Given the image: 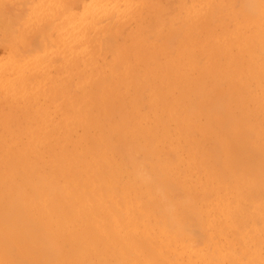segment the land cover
<instances>
[{"label":"bare ground","instance_id":"1","mask_svg":"<svg viewBox=\"0 0 264 264\" xmlns=\"http://www.w3.org/2000/svg\"><path fill=\"white\" fill-rule=\"evenodd\" d=\"M37 1L39 3L31 6L28 13L25 12L27 14L23 11L19 14L13 13L11 8L18 1L13 2L10 9L7 0H0V27L5 30H14L15 27V33L11 31L22 43H17L23 48L21 50L33 45L30 43L37 35H46L44 38L48 36L49 39V32L53 34V31L47 24L49 18L44 21L43 16L47 12L56 14L70 5L66 3L68 6H65L61 2L64 8L59 9L50 0ZM136 1L113 0L111 7L93 2L80 15L70 14V8L65 10L67 17L59 29H54L57 31L54 32L56 38L50 41L60 46L63 41L59 42L62 36L58 30L65 31L70 24L76 28L69 33V41L61 44L64 47L60 48L63 51L59 54L67 57L63 59L67 72L63 77L61 74L52 76L53 65L48 63L44 66L45 77L39 79L37 71L44 62L43 57H37L30 64H19L10 57L8 64H12L14 73L11 75L15 77L6 79L5 84L0 79V97L6 99L11 96L15 100V107L19 108L15 116L23 123L25 117H29L30 128L26 140L22 139L7 149L0 145V153L3 154L0 157V170H4L6 175L0 180V264H264L261 254L264 246V0H228L226 7L231 16L228 21L217 14V5L213 6V0H191L187 11L179 10L166 24L165 33L141 32L146 22L142 19L136 33L143 43L152 47L154 53H166L173 35L179 31L183 34L176 48L175 59L167 62L165 71L160 75L153 79L146 77V80L140 77L138 61L132 60L129 52L125 49L120 51L113 43V36H117L124 21L138 9ZM23 2L21 4L24 5ZM149 2L151 0L146 4L148 9ZM7 8L13 12L6 13ZM142 15L140 13V18ZM96 17L108 21L103 29L109 38L106 37V40L103 37L105 41H96L102 32L95 29L100 21L95 22ZM13 18L15 26L11 27ZM53 18L55 22L56 15ZM175 20L177 25L172 24ZM133 22L136 23V20ZM215 26L221 27V33L215 32ZM4 29L0 32L9 42L11 31ZM199 32H205L207 39L201 46L197 41ZM11 40H14V36ZM42 42L49 45V41ZM35 45L28 47V50L32 47L35 50ZM78 45L82 46L81 49ZM102 50L111 54V59L114 58V63L109 65L110 72L96 65L95 57ZM80 55L85 58V65L83 68L77 67L73 74L72 69L77 65L74 60ZM75 75L78 78L76 82L73 81ZM209 78L215 84L211 90L213 101L219 98L216 95L225 96L234 106L232 109L245 111L250 120L259 125L255 133L252 130V137L247 130L232 132L228 145L229 169L235 176L236 184L230 189L231 194L211 199L212 190L204 183V176L199 177L204 182L198 186L192 181L193 167H190L188 177L181 176L164 157V160H157L159 164L154 167L147 166L141 175L132 172L128 182L125 181V188L119 189V183L126 179L128 173L125 171V177V167L113 160L111 153L102 149L107 138L97 132L102 97L106 98L107 108H114L120 102L129 103L130 106L133 98L140 96L151 81L160 83V87L165 86L171 97L170 88L176 91L177 108L182 111L189 104L193 92L204 87ZM31 84H34L32 89ZM65 92L67 94H63ZM61 97L66 101V106L62 107L60 117L56 118L50 108L43 107L41 103L52 104L55 111ZM166 97L161 90L155 93L153 111L141 114L142 128L138 129L140 124L137 122L138 131L133 136V146L137 147L138 141H143L148 144L147 152L152 153L151 156L162 153L161 149L168 145L172 146V150L181 148L191 133L178 121L174 135L171 134L172 119L171 113L165 111ZM202 103L210 107L214 102L211 105ZM68 105H79L75 115L67 112ZM14 122V119L6 118L2 132L9 133L15 139L21 134L17 128H13ZM231 125L232 130L238 126L237 123ZM161 139L164 145H161ZM202 143L200 150L207 141ZM198 171L204 173L205 169ZM140 183L145 185V189ZM178 186L185 187L192 212L179 207L177 213H162L158 209L161 206L155 203L157 195H164ZM167 204L170 208L174 207ZM186 227L210 245V251L195 249L196 245L190 242L194 236L187 239ZM195 239V242L200 241L199 238ZM179 243L185 245L182 248L184 251L176 248ZM236 243L239 244L238 250L234 248Z\"/></svg>","mask_w":264,"mask_h":264},{"label":"rangeland","instance_id":"2","mask_svg":"<svg viewBox=\"0 0 264 264\" xmlns=\"http://www.w3.org/2000/svg\"><path fill=\"white\" fill-rule=\"evenodd\" d=\"M16 1H18L19 4ZM21 1L22 0H7L6 4H7V6L10 4L8 6L10 8L14 4L13 2L17 3L11 7L14 10V12L12 10H10V11H12L13 13L16 12V13L22 14L21 13L22 11H23V13H25L26 11L28 13L31 6L33 7L34 5L39 3L37 0H34V1L33 0L32 1L23 0L24 1L23 3L25 5L24 6L23 4H21ZM112 1L111 0H105V1H103V0H89V1L79 0V2H80V4H79L78 0H68V1H66V0H63V1L62 0H50V2L53 5L56 4L57 6H59V9L60 8L63 9L64 4H65V6L67 4L68 5L70 4L69 7H67V8L65 7V10L68 11L71 9L69 12H70V14L74 13V15L75 14L80 15L85 10L87 11V8L93 2H100V4H104L108 7H111ZM121 1H123V0H121ZM148 1L149 0H137L136 1L137 5H138L137 6L138 9L132 14V17H130L124 21L125 27L124 26H123L124 28L122 27V29L119 31L117 36H113L115 41L112 38L113 43L115 44L116 47H118V49L120 51H122V49H125L127 52L130 53V57L132 60L138 61L139 65L137 66V68L139 70H141L140 71V77L143 80H146V77H148L149 79H153L157 74L160 75V73L165 71V68L167 66V62L175 59L176 48H177L178 42L180 41L183 34H182V31H179L173 35V38L170 41L172 44L171 43L169 44L166 53H157V52L154 53V51L151 49L152 47H149L145 43H143L141 38L136 33V31L139 29V24H140L141 20L143 19L144 22L146 21L144 23L145 27H141V30H140L141 32H143V33L146 32V33H151V34L165 33L167 31L166 24L174 18L175 13L176 12L178 13L179 10L187 11L190 7V2H191V0H151V2H149V9H148V7L146 6ZM213 1H214L213 6L217 5V14H220L227 21L230 20L229 18L231 16L228 15V8L226 7L228 0H213ZM61 2L63 5L61 4ZM76 3H78V6L76 5ZM60 5H62V7ZM23 7H26V8H23ZM9 8H7L6 13L11 14V12L9 11ZM79 9H81V10H79ZM65 10L63 9V11H61V10L58 11L57 12L58 14L57 13L55 14L54 12H47V14L43 16L44 17L43 20L44 19L48 20V18H49V20L47 21L48 22L47 24L49 25L50 28H52L53 34H51L49 32L50 38L51 37L52 38L48 39V36H47V38H44L46 35H44V37H43V35L40 37H39V35L35 36L34 37L35 40H33V42L30 43L33 45L36 44L34 46L35 50L33 47L30 48V50L33 49L34 51L28 50V47L33 46L30 44H27V45H30V46L26 47L27 50H25V49L21 50L23 48H20V46H18L19 44H17V43H21V42H18V40L16 39V36L13 34V33H15V31H14L15 27H14V30L10 27H9L10 29L8 28L9 30H5L3 27H0V29H1L0 31H2L3 29H4V31H11V30L14 31V32L11 31V34H9L10 36H8V38L10 37L9 42H8V39L4 38V34L2 32H0V44H1L0 45V79L2 80L3 84H5L6 79H11V78L15 77V75H11L12 73H14V69H12L13 68L12 64H8L10 62V57H12L14 59V61L15 60L18 61L19 64H21L22 62L30 64L32 62V60H35L37 57H43L44 62H41L40 67L38 68L40 70L37 71V74H38L37 77H39V79H43L45 77L44 66L48 63L53 65V67L51 68V73L53 74L52 76H59V74H61L63 77L67 74V72L65 71V69L63 67V62H64V60L67 59V57L64 58V56L62 54H59V53L61 51H63L60 48L64 47V46H61V44L65 45L66 42L69 41V33H72L76 28L74 29L72 24H70L69 26H66L65 31L64 30L61 31V29H60V31L58 30L60 37L62 36L61 38H59V42L63 41L60 43V46L58 43H51L50 42L52 39L56 38L55 36H56L57 31H55V30L60 28L61 23H63V21L65 20V17H67V13ZM18 11H20V12H18ZM13 13H12V16L13 15L15 16V14H13ZM27 13H25V14H27ZM65 13H66V15H65ZM140 13L143 14L141 18H140ZM55 15H56V19H55L56 21L54 22L53 17H55ZM59 17H61V19ZM50 18L51 19L53 18V19L51 20ZM14 19L15 18H13V20L11 22V24H12L11 27L15 26L14 25L15 24ZM105 20L102 17H96V19H95V22L99 21L98 24L96 23L95 29L96 30H99V29L102 30V32H101L102 34L100 33L101 37L99 36L100 34L98 35V39L96 38L97 36L95 37L96 41H98V40L105 41V38L106 37L108 38V36H105V34L107 32L105 33V31H103V29L105 27H107V22H108L107 20L106 21ZM135 20H136V23L133 22ZM102 21H103V23H102ZM50 22H53V23H50ZM40 23H42V22H40ZM172 24L177 25L176 20L173 21ZM128 25H130V26L128 27ZM56 26H58V27H56ZM126 26L128 27V29L123 30V29L127 28ZM69 29H70V31H69ZM214 29H215L216 33H221V27L220 26H215ZM121 31L124 33H122ZM54 32H56L55 36H54ZM67 33H68V35H67ZM64 35H66V37H64ZM107 35H108V33H107ZM13 36H14L15 41L11 40V38H13ZM103 37H105V38L103 39ZM1 38H3V41ZM36 38H38V42H37ZM107 38H106V40H107ZM4 40L5 41L7 40V42H5ZM43 40L49 41L50 43L48 42V44L51 45L52 47L49 45H44L42 42ZM96 41L92 42L94 44V46L96 44ZM197 41H198L200 46L205 44V42L207 41L205 32H199L197 34ZM34 42H36V43H34ZM14 43H15V45H14ZM93 44H91V45H93ZM105 44H106L105 46L108 45V43H106V42H105ZM87 45L89 46V44H87ZM82 46H85V44H83ZM11 47H13V49H11ZM77 47L81 49L80 45H78ZM19 48L21 51H24V52H21L19 50ZM54 48L57 50H55ZM80 49H77V51H80ZM39 53H40V55H39ZM56 53H57V55H56ZM60 56H62V58H60ZM23 57H25V58H23ZM96 58H98V59H96ZM111 58H112V55L111 54L109 55V53H107L105 50H102V52L99 51V55L98 56L96 55V57H95L96 65L99 64L98 66H100V68L106 69L107 72H110L109 65L111 63H114V58L113 59H111ZM68 60H70V57H68ZM159 60H160V62H159ZM165 60H167V61H165ZM55 61L56 62L60 61V62L56 63ZM80 61H81V63H80ZM199 61L201 63L203 62L202 60H199ZM74 62L77 65H75L74 69H72L71 73H73V74L76 73L77 67H80V68L84 67L85 58L84 57L82 58V56L78 57V59L74 60ZM79 64H81L82 66L81 65L79 66ZM86 68H87V66H85L84 69H86ZM53 71H55V73ZM42 73H44V74H42ZM74 77H73V81L76 82L78 78L76 75ZM205 84L206 85L204 87L201 86L200 88L196 89L193 92V94L191 95L192 97H191V100L189 101V104L185 108H183L182 111H180L177 108V103H176L177 92L176 91L174 92V90L170 88V91L172 93V97H171L169 90H167V88L165 86L160 87V83L155 84L153 82L151 83V81H150V83H148L145 86L146 88L144 89V92L141 93L142 96L140 94V96L142 98L139 95L135 96V98H133V102H132L133 104L130 103V106H128L129 103L123 104L120 102V103H117L116 107H114V108H107L106 98L102 97V106H100V108H99L100 109V116H99V120L97 119L98 126H99V128H97V132L103 134L104 136H107L106 142H104L105 146H102V149L109 154L111 153V155L113 156L112 159L119 162L123 166V168L125 167L123 170L125 177H126L125 171H126V174L128 173L126 179L123 178L124 180L119 183V185H120L119 189L125 188V186H126L125 184L128 182L129 175H131L132 172L138 173V175L139 174L141 175L147 166L154 167L155 165L159 164V162H157V160H159L161 158L163 159V157H164L165 159H168V161H166V162L170 163L177 170V174L180 173L181 176L182 175L187 176L189 174V172L191 171L190 167H193L194 171H192L193 172L192 181L196 182V184L198 186H200L201 182H204V180H205L204 183H206L210 187V189L212 190L211 199H217L218 196H225V195H226V197H228L227 194H229V195L231 194L229 191L236 184L234 182L235 176H234L233 172L231 171V169H229V167H230V161H229L230 148L228 147V145H229L230 139L233 136L232 132L236 131V130H239V131L247 130L249 132V136L252 137V130L255 133L259 129V125H255L256 121L250 120L249 115L245 111L240 110V109H238V110L232 109L234 106H232V103L230 102V100L226 99L225 96L216 95L219 98L216 101H213V94H211V92L213 91L215 84H214L212 78H209ZM33 86H34V84H31L30 88L32 89ZM160 90L167 96L166 97V104H165V111L171 113L170 114V117L172 119V122H171L172 124H170V126L172 128L171 134L174 135L175 127L177 124H179L178 121H181V124L184 125L185 130H187L188 133H190V132L191 133L187 135V138H186L185 142L182 143L181 148H179V149L177 148V150H172V146L168 145L167 147H164L161 149V150H163L162 153L151 156L152 153L150 154L147 152L148 144H145L143 141L140 140V141H138V146L134 147L132 140H134L133 136H134L135 132L138 131L139 127L142 128L143 120L141 118V114L142 113L150 114L153 111V109L155 107L154 95L156 92H158ZM173 92H174V94H173ZM63 94H67V92H65ZM147 100H148V102H147ZM65 102L66 101L64 100V98L61 97L58 100L57 105L55 104L56 107L58 108V110H55V111L53 110V108L55 109V107L52 106V104L46 103L44 101H42L41 104L43 107H49L50 111H52V113H53V116L56 118H59L61 115V112H62L61 111L62 107L66 106ZM202 102L209 103V104L211 102L212 103L214 102L216 104L213 103V105L209 107V105L205 106ZM78 107H79V105H77V106H74V105L69 106L68 105V111L67 112H69L70 114L74 113V115H75L76 114L75 111L78 109ZM17 108L18 107H15V100H12L11 96L6 98V99H4V98L2 99L0 97V145H4L6 149L10 148L11 145L13 147V145H16L22 139L26 140L27 133H28L29 128H30V125L28 124L29 117H25V121L23 123L19 120L18 116H15V111L17 110ZM139 109H140L141 113L139 112ZM198 109H199V111H197ZM201 110H202V113H201ZM126 112H127V114H126ZM131 112H133V113H131ZM113 114H114V116H113ZM239 114H241V115H239ZM124 116L126 117V119ZM184 116H185V118H184ZM6 118L14 119L17 122V123L14 122L13 128L18 129V131L21 134V137L14 139L10 136L9 133L4 134L2 132V130H3L2 126L5 123ZM237 118H238V120H237ZM247 118H249V119H247ZM130 120H131V122H130ZM185 120L187 122H185ZM176 122H177V124H176ZM126 123L128 124L127 126H126ZM232 123L238 124V126L234 130H232V125H231ZM129 124L132 126H129ZM137 125H139V126H138V129L136 130ZM202 125H204V126H202ZM122 127H123V129H122ZM127 127H129V128H127ZM124 129H126L127 131ZM201 129H202V131H201ZM203 130L206 131L207 133L204 132ZM121 132L124 133L123 136L120 135ZM203 133H205L206 135ZM128 137H129V139H128ZM214 137H215V139H214ZM198 141H199V143H198ZM206 141H207V144L203 147L202 150H200V146L203 145L202 142H206ZM160 143H161V145H164V140L161 139ZM111 144H112V146H111ZM221 145L224 147V149ZM189 147H191V148H189ZM111 149L114 153L111 151ZM115 153H117V154H115ZM226 154H227V156H226ZM147 155H149V156H147ZM0 157H3L2 153H0ZM130 158H132V160ZM202 163H204V164H202ZM174 168H173V170H175ZM198 169H205V171H204V173H201L198 171ZM2 171H3V173H2ZM0 172H1L0 173V175H1L0 180H1L6 175H4V170L1 169ZM213 172L215 173V175H212ZM202 176H204L203 181H201L199 179V177H202ZM215 176H216V179H214ZM40 177H42V176H40ZM210 180H211V182H210ZM125 181H127V182H125ZM215 181H217V182H215ZM224 181H225V183H224ZM179 184L177 183V185H179ZM213 185H217L219 188H216ZM224 185H226L227 187H225ZM141 187L143 189H145L144 184H141ZM180 188H181V190H180ZM176 189H177V192H176ZM176 189L167 191L164 195H161V194L157 195V197L155 199V203H158V205L162 207V208L159 207L158 209L162 213L174 214V213H177V209L180 207L179 209H183V210L191 213L192 212V209L190 207L191 201L190 202L188 201L187 195L185 194V192H186L185 187L178 186ZM178 189L180 192L178 191ZM220 190H222V191H220ZM170 192H171V194H170ZM181 192L183 193V195ZM213 193L215 194L214 196H213ZM176 195H177V198L175 197ZM185 198H187V199L184 202ZM172 199H174V200H172ZM160 200H161V202H159ZM170 200H171V202H170ZM167 203H170L169 205L172 204L174 207H176L175 211L173 210L174 207L170 208L169 206H166V205H168ZM245 203L248 206L250 205L249 202H245ZM183 207H185V208H183ZM152 221H154V218H152ZM186 229H184V231H185V235L188 236L187 239H189V237L190 238L192 237V239H193V236H194V239L190 240V242H191V245L192 244H193V246L196 245L195 249H197L199 251H203V252L204 251H210V248H211L210 245L205 244L203 242L204 240L203 239H202L203 241L201 240V237H199V236L197 237V235H195V233H192L193 232L192 229H188L187 227H186ZM196 233L200 235V233H198L197 231H196ZM195 238H197V239L199 238L198 240H200V241L197 240L198 242H195L196 241ZM231 241H232V238H230V242ZM186 243H187V241H186ZM184 246L185 245L181 246V243H179V244H177L176 248L178 250H181ZM234 248L238 250L239 244L236 243V246ZM182 251H184V249H182ZM261 254H262V256H264V246L261 248Z\"/></svg>","mask_w":264,"mask_h":264}]
</instances>
